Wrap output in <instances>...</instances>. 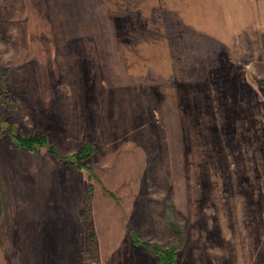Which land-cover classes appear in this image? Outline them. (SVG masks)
I'll use <instances>...</instances> for the list:
<instances>
[{"label": "rangeland", "instance_id": "374dc122", "mask_svg": "<svg viewBox=\"0 0 264 264\" xmlns=\"http://www.w3.org/2000/svg\"><path fill=\"white\" fill-rule=\"evenodd\" d=\"M0 225L37 264H157L172 225L177 264H264V0H0Z\"/></svg>", "mask_w": 264, "mask_h": 264}, {"label": "trees", "instance_id": "16d2710c", "mask_svg": "<svg viewBox=\"0 0 264 264\" xmlns=\"http://www.w3.org/2000/svg\"><path fill=\"white\" fill-rule=\"evenodd\" d=\"M18 144L23 147L31 148L33 145L42 144L41 138L35 136L24 137L17 135ZM90 148V144H83L79 150L78 156L83 154ZM171 237L164 244H147L145 246L156 256L157 264H177V251L184 243L183 232L175 225L171 226Z\"/></svg>", "mask_w": 264, "mask_h": 264}, {"label": "crops", "instance_id": "0c3cea01", "mask_svg": "<svg viewBox=\"0 0 264 264\" xmlns=\"http://www.w3.org/2000/svg\"><path fill=\"white\" fill-rule=\"evenodd\" d=\"M6 229L5 226L0 225V264H37L35 259L22 255L19 241L11 239L12 235L10 239L9 236H5ZM38 264L46 263L41 261Z\"/></svg>", "mask_w": 264, "mask_h": 264}]
</instances>
